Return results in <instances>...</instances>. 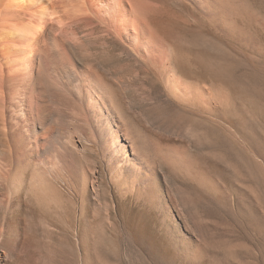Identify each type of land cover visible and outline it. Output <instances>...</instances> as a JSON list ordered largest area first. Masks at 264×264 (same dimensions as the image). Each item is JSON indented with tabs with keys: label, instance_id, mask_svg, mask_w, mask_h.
Listing matches in <instances>:
<instances>
[{
	"label": "rangeland",
	"instance_id": "374dc122",
	"mask_svg": "<svg viewBox=\"0 0 264 264\" xmlns=\"http://www.w3.org/2000/svg\"><path fill=\"white\" fill-rule=\"evenodd\" d=\"M211 1L215 16L170 4L181 10L176 66L212 99L183 103L111 41L92 50L122 80L125 118L162 166L156 198L124 199L100 173L95 192L75 188L62 209L19 194L0 264H264V0ZM84 156L101 169L94 150Z\"/></svg>",
	"mask_w": 264,
	"mask_h": 264
},
{
	"label": "bare ground",
	"instance_id": "6f19581e",
	"mask_svg": "<svg viewBox=\"0 0 264 264\" xmlns=\"http://www.w3.org/2000/svg\"><path fill=\"white\" fill-rule=\"evenodd\" d=\"M172 1L218 14L211 0ZM171 4L0 0V238L14 234L8 206L15 196L25 193L40 209L61 208L64 195L78 188L95 192L99 173L124 199L156 198L162 166L125 118L117 93L122 80L106 78L91 56L97 42L111 41L183 103L210 99V91L188 82L176 66L171 38L181 24L178 16L172 20L179 9ZM89 149L101 169L84 156Z\"/></svg>",
	"mask_w": 264,
	"mask_h": 264
}]
</instances>
